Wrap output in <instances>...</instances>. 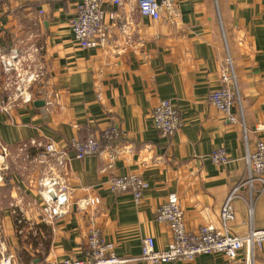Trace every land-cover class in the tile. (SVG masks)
<instances>
[{"label": "crops", "instance_id": "crops-1", "mask_svg": "<svg viewBox=\"0 0 264 264\" xmlns=\"http://www.w3.org/2000/svg\"><path fill=\"white\" fill-rule=\"evenodd\" d=\"M79 1L0 0V48L34 43L43 48L44 66L31 88L32 101L0 113V155L32 152L30 142L51 141L69 159L46 173L51 170L64 190L61 214L53 220H46L35 185L19 181L13 170L4 179L0 174V248L13 264L79 259L96 230L124 264H148L141 260V240L152 238L156 250L170 241L168 226L155 221L169 195L176 196L188 231L220 230L219 212L236 188L228 234L264 229L260 183L242 186L246 155L264 142V0H176L175 14L163 13L155 22L130 4L115 9L106 0L104 9L117 13L107 22L108 43L86 50L75 46L70 28ZM228 61L243 127L229 124L207 100ZM160 100L171 103L181 122L168 139L151 121ZM109 126L120 132L118 140L101 144L100 155L74 158L70 142ZM217 149L226 154L225 164L211 162ZM111 156V168L102 171ZM129 175L149 187L138 205L129 194L108 189L111 176ZM88 198L99 204L87 206ZM14 214L23 217L21 234ZM244 254L233 262L207 255L168 264H243ZM253 264H264V245L253 250Z\"/></svg>", "mask_w": 264, "mask_h": 264}, {"label": "built area", "instance_id": "built-area-1", "mask_svg": "<svg viewBox=\"0 0 264 264\" xmlns=\"http://www.w3.org/2000/svg\"><path fill=\"white\" fill-rule=\"evenodd\" d=\"M105 1H79L76 14L70 23L73 42L77 48L86 50L107 45L109 40L107 22L113 23L117 19V13L115 10L104 9ZM175 3L176 0H108V4L115 9H121L123 5L130 4L136 8L140 16L154 22L160 20L163 13L174 15ZM22 45L24 46L22 50L14 46L0 48V113L7 115L15 107L32 101V85L41 80L44 75L43 48L34 43ZM207 100L211 106L224 114L229 124H240L243 127L235 76L229 61L220 72L219 87L209 92ZM235 108H238L241 120L235 116ZM151 121L154 129L163 139L172 137L181 125L175 109L166 100L158 102L151 113ZM120 137V132L109 126L100 132L92 133L84 141L70 142L69 150L72 151L75 159L82 160L100 155L101 144H112ZM30 143L31 146L40 147L42 156L49 159L54 167L64 168L65 163L69 161L67 154L58 150L51 141L43 145ZM114 160L115 157L111 156L109 166L102 171L110 169ZM210 160L215 165H222L227 162V156L222 150L217 149L211 153ZM245 164L246 180L242 186L250 187L253 182H258L261 185V192H264V142H258L255 151L246 155ZM40 186L42 192L41 189L38 192L45 205L46 220H53L61 214L59 207L65 203L64 190L54 177L48 178ZM108 189L115 195L129 194L133 202L138 205L149 187L138 176L129 175L111 176L108 180ZM49 191L53 192L55 200L50 197ZM233 193L227 198L219 212L221 229L205 226L198 228L196 232H190L185 228L183 212L178 205V200L175 195H169L165 203L157 208L155 221L168 226L170 241L165 249L156 250L153 239L144 238L140 242L141 260L148 264L189 263L199 256L221 255L226 261L233 262L237 260L239 252L244 250L243 264H253V250L255 248L259 250L264 245V229H250L241 236L228 234L226 227L233 220V208L230 204ZM61 197H63V202L59 205L58 200ZM54 203L57 204V208L54 207ZM98 204V198H88L86 202L89 207ZM14 216L17 232L21 234L22 230L19 227L23 224V217L16 214ZM82 251L83 256L79 259L70 257L65 260H45L36 264L125 263L115 255L114 245L106 242L96 230L89 232ZM12 260L13 257L0 248V264H13Z\"/></svg>", "mask_w": 264, "mask_h": 264}, {"label": "rangeland", "instance_id": "rangeland-1", "mask_svg": "<svg viewBox=\"0 0 264 264\" xmlns=\"http://www.w3.org/2000/svg\"><path fill=\"white\" fill-rule=\"evenodd\" d=\"M19 45L21 50L24 49L22 44ZM34 148L36 149L32 152L29 150L30 148H26L23 151L20 149L14 150V152H7L6 150L3 151L2 155H0V174L2 175V179H4L3 173L7 172L8 174L9 170L10 173H12L13 170V174L19 181H23L28 186L30 184L31 187L35 185V190L38 192L41 189L42 192L40 185L48 178L53 177L50 175L51 170H49V174H46L49 167H51L53 163L49 159L42 156V150L40 147L34 146ZM37 194L39 195V192ZM1 205L2 201L0 199V206Z\"/></svg>", "mask_w": 264, "mask_h": 264}, {"label": "water", "instance_id": "water-1", "mask_svg": "<svg viewBox=\"0 0 264 264\" xmlns=\"http://www.w3.org/2000/svg\"><path fill=\"white\" fill-rule=\"evenodd\" d=\"M39 104L41 105V102H40ZM50 197H51L53 200H55V197H54L53 193L50 194ZM62 202H63V197L59 198V200H58L59 205H60Z\"/></svg>", "mask_w": 264, "mask_h": 264}, {"label": "bare ground", "instance_id": "bare-ground-1", "mask_svg": "<svg viewBox=\"0 0 264 264\" xmlns=\"http://www.w3.org/2000/svg\"><path fill=\"white\" fill-rule=\"evenodd\" d=\"M50 192V191H49ZM50 193H53V192H50Z\"/></svg>", "mask_w": 264, "mask_h": 264}]
</instances>
